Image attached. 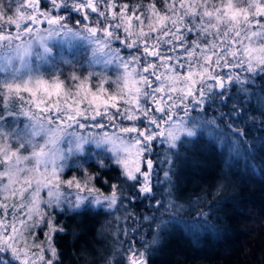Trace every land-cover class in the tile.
Listing matches in <instances>:
<instances>
[{
  "label": "snow or ice",
  "instance_id": "snow-or-ice-1",
  "mask_svg": "<svg viewBox=\"0 0 264 264\" xmlns=\"http://www.w3.org/2000/svg\"><path fill=\"white\" fill-rule=\"evenodd\" d=\"M13 5L18 6L15 19L11 18ZM66 8L80 14L71 25L65 22L69 17L60 14ZM0 17V50L14 51L21 61L36 45L46 59L52 52L47 41L63 34L89 40L101 54L108 50L111 59L106 62L116 63L122 73L112 81L100 79L95 87L91 79L99 74L93 73L86 77L74 73L70 81L29 75L20 82L12 78L3 83L0 264L12 260L60 264L53 234L63 229L49 218L58 209L76 214L91 201L92 208L100 206L108 214L120 207L127 212L130 203L145 197L148 207L160 213L159 217L141 213L152 237L137 236L139 228L133 229L132 239L126 248L121 245L112 264L116 259L123 264H148L162 233L185 211L174 195V165L181 137H197L201 124L196 117L211 104L214 92L223 93L227 88L230 95L235 83L239 92L251 97L248 85H255L257 74L264 77V0H163L162 8L156 0L146 6L117 0H7V4L0 0ZM108 83L115 85L113 91L105 86ZM21 91L30 99L25 101ZM13 92L27 108L9 111ZM236 107L233 105L232 119L242 115V109L236 111ZM257 111L258 116L249 113L245 117V125L258 123L264 128V106ZM17 116L26 118L22 128L5 123L9 118L15 123ZM230 130L233 144L241 142L240 151L246 158L255 145H264V137L250 141L237 125ZM187 142L184 147L191 144ZM86 144L104 147L112 154L111 165L119 174L109 186L110 194L89 187L87 177L83 186L75 176L61 179L65 167L71 166L68 158L83 153ZM165 146L166 155L156 151ZM29 147L30 154L24 155ZM97 166L105 163L99 161ZM126 183L135 191L126 194ZM65 186L76 190L74 201L72 192L63 190ZM157 188L162 189L160 199L154 191ZM84 192L88 195H82ZM202 203L201 197L192 198L189 209L207 225L212 201L209 210L199 209ZM42 226L48 231L37 244L35 237ZM123 235L127 237V229ZM5 253H10L9 259L4 258Z\"/></svg>",
  "mask_w": 264,
  "mask_h": 264
},
{
  "label": "trees",
  "instance_id": "trees-1",
  "mask_svg": "<svg viewBox=\"0 0 264 264\" xmlns=\"http://www.w3.org/2000/svg\"><path fill=\"white\" fill-rule=\"evenodd\" d=\"M117 2L146 6L151 0ZM4 3L7 4V0H4ZM156 3L157 7L162 8L163 0H156ZM17 11L18 6L13 5L11 18L17 17ZM69 19L70 22L73 21L76 15L70 14ZM76 40L86 48L63 52L73 57L72 64L65 65L58 61V54L52 48V59L56 64L51 71H42L40 75L47 74L48 77L58 76L65 79L67 72L82 70L80 74L86 77L84 74L86 70L95 66L91 64L85 66L89 58L87 45L82 39ZM0 62L5 63L1 59V53ZM99 77V75L93 77V87L98 85ZM248 78L252 79L250 75ZM255 81V85L248 86L247 89L252 92L251 97L239 92L235 83L230 86L231 94H227L226 98L221 99L218 95L219 90L210 97L211 106L214 107L211 112L220 113L218 122L223 129L237 125L238 129L242 128L247 133V139L250 141L254 137H264V128L260 124L244 123L249 113L258 116L257 108L264 106V77L257 74ZM4 82L6 80L3 69V72H0V115L3 114ZM110 86L106 85L112 90ZM226 89L223 93H226ZM28 96H23L25 101ZM18 101L20 100L16 98V94L11 93L9 111H19ZM233 105L237 106L236 111L242 109V115L238 119H232ZM208 107L210 106H207V110ZM15 120L16 122L12 123L9 118L5 123L16 125L11 126L13 128H22L26 122L23 116H17ZM228 139L229 137L226 140ZM189 140L191 144L188 147L183 146L184 143H189L188 140L180 142L179 154L175 159L174 195L178 197L179 203L188 205L180 215L187 218L197 217L196 211L187 209L191 199L195 197L203 199V203L199 205V209L202 210H209L208 204L212 201L211 215L207 217V225L203 220L200 221L202 224L200 231H193L191 227L185 229L178 224L165 230L159 245L148 256V264H264V145H255L246 158L240 151L241 142L238 141L236 155L230 157L232 163H226L227 153L223 146L207 138L203 130L197 133V137ZM92 148L86 147V154L80 156L77 162L69 164L71 166L64 169L61 179L66 180L72 174H77L81 180L87 177L91 181L88 186H95L101 193L107 194L110 192V184L117 179L119 169L111 165V158L107 153ZM99 161H103L105 166L98 167ZM51 215L55 222L54 226L63 229L53 234L60 264H90L94 254L93 245L102 246L107 241L97 232L103 215L101 209H91L85 203L82 210L76 214L61 209ZM99 257L97 264H102L105 256Z\"/></svg>",
  "mask_w": 264,
  "mask_h": 264
},
{
  "label": "rangeland",
  "instance_id": "rangeland-1",
  "mask_svg": "<svg viewBox=\"0 0 264 264\" xmlns=\"http://www.w3.org/2000/svg\"><path fill=\"white\" fill-rule=\"evenodd\" d=\"M22 2V0H21ZM70 2V0H69ZM119 3V2H118ZM123 4V3H122ZM62 15H65L66 17H69L70 14H74L76 15V19L80 18V14L75 13L71 8H66L63 11H61ZM74 19V20H76ZM73 20V21H74ZM70 22V19L68 18L65 22L69 23L70 25L72 24V22ZM93 24H95V16H93ZM7 27V26H5ZM44 27H47V25L45 24ZM11 31L14 33L15 32V28H12ZM7 34V32L5 33ZM74 38L73 36H65L63 34H58L56 36H54L53 38L49 39L47 41L48 46L52 49H55L57 52V60L60 61L61 63H64L65 60L68 61L67 64L65 65H70L72 64V58L69 57L67 54H64L63 52L65 50H75L78 51L79 49H85V45L79 43L76 39H72ZM191 39V37H190ZM85 44L87 45V49L89 52V58L87 59L88 61L85 62V66L91 64L92 69L86 70V72L84 73L85 76H88V73H93L95 74H99V79H98V83L100 81V79L102 78H109L110 81L115 80L117 77L122 76V73L120 72V69L118 68L116 63H108L106 61L111 59V55L109 53L108 50H106L103 54H101L98 50H95V46L94 44L90 43L89 40L87 39H82ZM115 46H119V45H115ZM38 45L33 46L32 51L30 53L29 56H25L23 57L22 61L19 57L16 56L14 51H9L7 48L0 50L1 53V59L2 61H4L5 63L3 64L2 62H0V68H3L5 70V80L6 81H11L12 78L17 79L16 82H20L19 80L22 79H26L29 75L31 76H37L40 75L42 73V71H46L49 72L51 71L54 66H55V61L52 59L53 58V54H49L47 56L46 59H44V53L42 52V50L39 48ZM52 53V52H51ZM62 53V55H61ZM9 60H11V63H9ZM98 62V63H96ZM23 65V67H22ZM80 67V66H77ZM62 68V66L60 67V69ZM19 70V71H18ZM82 70L80 71H72L71 73L67 72V76H65L64 78H60L61 80L64 81H70L71 76L75 73L77 76H82L83 75L80 74ZM227 71V70H225ZM243 75V74H242ZM44 78L51 80V78L56 77H48L47 74L43 75ZM94 79H91V85H92V81ZM110 84L112 87V90L109 91H113L115 89V85L112 83H108ZM106 84V85H108ZM105 85V86H106ZM248 86H252V85H248ZM15 93V92H14ZM217 93V92H216ZM228 93V90L226 89V93H218V95L221 96H226ZM21 95L24 96H28L29 94L24 93L23 91H21ZM30 99V96H28ZM226 98V97H225ZM27 99V100H28ZM26 100V101H27ZM19 105V109L23 106L25 108H27V104H21V101H18ZM210 107H208L209 110H207V107L205 109L204 113H201L198 117H196L197 121L201 124V128H198L197 133H201V131H204V134L206 135L207 138L212 139L213 141H215L218 145L223 146L224 151L227 153V159H226V163H230L231 161V156L232 155H236L237 152V147L236 144H233V132L230 130L231 127H227V129H223L222 125L218 122V117L220 116V113L216 112L213 113L211 112V110H213V106H211V104L209 105ZM215 112V111H214ZM194 116L196 115L195 113L193 114ZM210 120H214L215 125H209L208 121ZM229 124V123H228ZM228 124H226V126H229ZM10 126H16V125H10ZM143 126V125H141ZM203 133V132H202ZM212 136V138H210ZM215 136V137H213ZM225 137V138H224ZM227 137H229L228 140ZM190 138H185V137H181V141H187ZM180 141V142H181ZM41 143L43 142L42 140L40 141ZM159 141L157 142V144L159 145ZM66 144H63L62 147H66ZM91 146V147H89ZM225 146V147H224ZM85 148H94L95 150H99L101 152H105L107 153L110 158L112 157V154L110 152H108L106 150V148L101 147V148H96L94 145L92 144H86L84 146ZM92 148V149H93ZM31 148L29 147V150L27 152H24V155H28L30 154ZM86 151V149H85ZM83 153H78L76 155V157H69L68 158V165L71 164L72 162H77V160L79 158H81L80 156L85 155L86 152ZM157 152H161L162 154L166 155L168 152L167 147H158L156 149ZM90 152V151H89ZM88 152V155H89ZM93 155V154H92ZM154 160H157L158 157L153 156ZM232 163V162H231ZM67 168V166L65 167V169ZM154 177L156 176V173H153ZM162 177V173L160 174ZM77 177L78 179H80L77 174L75 175H71V177ZM63 180V179H62ZM81 180V179H80ZM85 180H81L82 186L84 184ZM155 183V180H154ZM91 187V186H89ZM124 187L128 190V193L130 192H134L135 189L132 188L129 184H124ZM164 187H168L167 184L164 185ZM64 191H71L72 192V199L74 201L75 198V192L76 190L73 188L71 190H68L66 188V186L63 188ZM154 191H156L158 193L157 195V199H160V195L159 193L162 191V189L157 188L154 189ZM104 194V193H101ZM107 194H110L107 193ZM82 195L87 196V192L82 193ZM42 196H44L45 198L47 197L46 191L42 190ZM88 204V206L91 209H97L100 208V206H96L95 208H92L91 205V201L86 202ZM183 205L188 206L187 204L183 203ZM188 210H190L189 208H187ZM61 210V209H58ZM50 211V210H49ZM71 211V210H69ZM101 212L103 213L102 215V219L100 224L98 225L97 228V232L98 234H101V236H103L107 241L105 242V244H103L102 246H94L93 245V250H94V254L93 258L91 259L90 264H97L98 260L100 259L99 256H105V261L102 262V264H112L113 258L114 256H116V252L120 249L121 245H123L125 248L127 247V241H130L132 239L133 236V229L139 228V232L135 233L137 236L139 235H143L145 237V239L150 240L152 237V231L150 229V226L148 223L143 221L142 215L146 214V215H155L158 216L160 215L159 212L154 211L153 209L148 207V198H138L136 200L135 203H130L128 205V211L125 212L123 207H120L118 210H112L111 214H108V210L106 209H101ZM113 217H118V221L113 220ZM50 219H52V215L49 217ZM125 218H127V223L125 222ZM165 219H168L167 214H165ZM201 220H197L196 217H184L182 215H180V213H178L176 220L173 221L172 223L169 224L168 228L173 227L175 224L181 225L183 228L188 229V227H191L193 231H200L202 230V224L200 222ZM127 229V237L125 238V236L123 235V230ZM166 229V230H167ZM35 231V230H33ZM48 229L46 226H42L41 229L37 232L36 237H35V242L37 244H39L41 242V240L44 239V233L47 232ZM29 242H31L32 238L29 237ZM137 246H139L137 244ZM153 251V250H152ZM152 251L150 252V254L152 253ZM5 259H9L10 258V253H5L3 254ZM11 262L15 263V264H19L18 261L12 260ZM115 264H123L122 260L116 259Z\"/></svg>",
  "mask_w": 264,
  "mask_h": 264
}]
</instances>
